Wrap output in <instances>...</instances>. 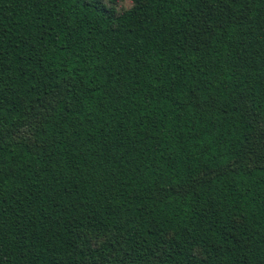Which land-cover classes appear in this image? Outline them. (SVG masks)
<instances>
[{
	"label": "trees",
	"instance_id": "obj_1",
	"mask_svg": "<svg viewBox=\"0 0 264 264\" xmlns=\"http://www.w3.org/2000/svg\"><path fill=\"white\" fill-rule=\"evenodd\" d=\"M0 264H264V0H0Z\"/></svg>",
	"mask_w": 264,
	"mask_h": 264
},
{
	"label": "rangeland",
	"instance_id": "obj_2",
	"mask_svg": "<svg viewBox=\"0 0 264 264\" xmlns=\"http://www.w3.org/2000/svg\"><path fill=\"white\" fill-rule=\"evenodd\" d=\"M103 2L116 14L122 13L132 6V0H103Z\"/></svg>",
	"mask_w": 264,
	"mask_h": 264
}]
</instances>
